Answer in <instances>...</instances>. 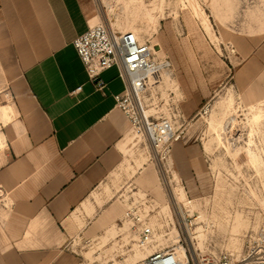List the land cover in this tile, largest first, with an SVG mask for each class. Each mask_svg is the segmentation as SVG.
Masks as SVG:
<instances>
[{
	"label": "crops",
	"instance_id": "0c3cea01",
	"mask_svg": "<svg viewBox=\"0 0 264 264\" xmlns=\"http://www.w3.org/2000/svg\"><path fill=\"white\" fill-rule=\"evenodd\" d=\"M218 1L216 17L228 15L230 21L221 18L228 32L217 26V39L246 46L242 63L235 72L228 67L225 78L232 75L244 86L248 103L262 102L264 22L252 26V37H240L235 14L253 1L221 0L222 6ZM98 18L95 0H0V44L5 40L8 51L0 77L14 79V102L6 106L10 120L0 126V264H77L80 258L66 246L79 232L72 227L73 217L88 212L84 235L90 237L117 220L113 205H97V191L136 143L128 141L132 123L115 99L125 86L112 68L101 75L105 87L100 90L73 46ZM183 73V107L190 111L185 116L194 121L215 92L202 95L197 75L190 69ZM79 87L81 92L72 94ZM190 132L172 149L177 167L192 163ZM151 175L145 168V178Z\"/></svg>",
	"mask_w": 264,
	"mask_h": 264
},
{
	"label": "rangeland",
	"instance_id": "374dc122",
	"mask_svg": "<svg viewBox=\"0 0 264 264\" xmlns=\"http://www.w3.org/2000/svg\"><path fill=\"white\" fill-rule=\"evenodd\" d=\"M252 1L248 9L235 14L234 26L242 30L237 31L240 35L234 33L236 36L252 37L255 32L252 26L261 27L264 22V0ZM95 3L97 24L104 23L116 31L136 32L142 41L157 47L160 57L172 61L173 74L165 73L162 82L145 95L146 110L154 119L166 118L174 123L181 134L177 143L191 130L195 151L189 166L177 167L174 158L163 165L155 159L147 139L132 130L128 141L136 143L122 154L97 191L100 199L97 205H113L118 209L117 220L103 233L90 237L84 235L89 214L78 212L71 223L79 232L67 242L69 253L78 252L85 241L95 240L103 248L107 261L114 260L111 264H141L149 250L170 247L183 254L182 244L199 256L221 251L239 255L246 234L264 225V120L259 126L251 124V108L264 109V101L248 103L244 86L237 85L232 75L225 78L228 67L235 72L246 56L245 52L240 53L246 46L217 39L218 28L228 32L221 18L230 21V17H216V0H95ZM217 4L223 3L219 0ZM1 43L0 68L4 69L2 58L8 57V51L6 41ZM187 69L197 75L198 92L202 95L215 92L196 111L198 117L194 121L185 116L188 110L183 107L186 102L181 75ZM214 74L219 77L216 83L208 78ZM13 80L0 77V126L10 120L6 106L14 102ZM3 109L8 111L6 117ZM2 139L0 132V148ZM145 168L152 171L149 178L144 176ZM143 200L149 203L146 210L157 233L153 243L140 248L129 232L132 223L125 214L134 206L132 203L136 205ZM184 224L189 229L188 235L182 234ZM109 229L114 231L109 234ZM83 255L92 259V250L83 251Z\"/></svg>",
	"mask_w": 264,
	"mask_h": 264
},
{
	"label": "built area",
	"instance_id": "2783aa9c",
	"mask_svg": "<svg viewBox=\"0 0 264 264\" xmlns=\"http://www.w3.org/2000/svg\"><path fill=\"white\" fill-rule=\"evenodd\" d=\"M88 77L100 90L105 85L100 83L101 75L112 68H117L125 91L115 97L117 106L130 119L132 130L143 135L153 152L155 159L167 164L171 159L172 148L181 134L170 119H154L148 115V105L144 100L153 85L161 82L163 73L172 75L173 64L168 57H160L154 44L141 41L133 31H116L101 23L90 27L84 34L73 41ZM79 87L72 94L81 92ZM149 203H132L125 218L132 223L131 231L137 235V245L145 248L154 242L156 228L150 221L146 208ZM182 234L188 235L184 224ZM95 240L85 241L79 251H72L80 261L77 264H111ZM184 247V255L174 247L155 250L141 264H264V225L250 230L244 241L243 251L239 255L231 252H211L199 256L195 250ZM92 250V259H86L83 251Z\"/></svg>",
	"mask_w": 264,
	"mask_h": 264
},
{
	"label": "bare ground",
	"instance_id": "6f19581e",
	"mask_svg": "<svg viewBox=\"0 0 264 264\" xmlns=\"http://www.w3.org/2000/svg\"><path fill=\"white\" fill-rule=\"evenodd\" d=\"M208 21V20H207ZM126 32V31H125ZM136 33V32H135ZM136 35H137V37L140 39V37H139V35L136 33ZM141 40V39H140ZM142 41V40H141ZM155 50H156V48H155ZM165 73H163V75H164ZM162 80H163V76H162ZM162 80H161V82H162ZM160 84V83H159ZM158 84V85H159ZM153 86H155V85H153ZM256 110H258V113H256L255 111ZM3 112H4V114H5V117L8 115V111L6 110V109H3ZM251 112L253 113L252 114V118H251V124H253V125H255V126H259L260 124H262V122H263V120H264V109H260V108H258V107H252L251 108ZM134 131V133H136L137 135H139L138 134V131L136 130V129H134L133 130ZM152 205H153V203H152ZM189 230V229H188ZM131 230H129V232H130ZM131 235H133L134 237H135V239L137 240V235L134 233V232H132L131 231ZM179 244V243H178ZM183 249V251H184V248H182ZM178 251H179V249H178ZM152 252H153V250H149V252H148V255L146 256H143L142 257V259H141V261L142 260H145L150 254H152ZM179 254H181L180 252H178ZM181 255H184V252H183V254H181Z\"/></svg>",
	"mask_w": 264,
	"mask_h": 264
},
{
	"label": "water",
	"instance_id": "95a60500",
	"mask_svg": "<svg viewBox=\"0 0 264 264\" xmlns=\"http://www.w3.org/2000/svg\"><path fill=\"white\" fill-rule=\"evenodd\" d=\"M157 48V47H156Z\"/></svg>",
	"mask_w": 264,
	"mask_h": 264
}]
</instances>
